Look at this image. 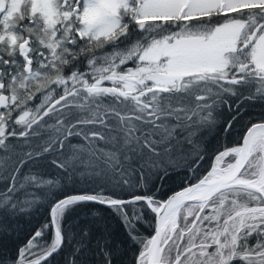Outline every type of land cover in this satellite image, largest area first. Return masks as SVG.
<instances>
[{
  "label": "snow or ice",
  "instance_id": "obj_1",
  "mask_svg": "<svg viewBox=\"0 0 264 264\" xmlns=\"http://www.w3.org/2000/svg\"><path fill=\"white\" fill-rule=\"evenodd\" d=\"M256 105L264 0H0V264H264Z\"/></svg>",
  "mask_w": 264,
  "mask_h": 264
},
{
  "label": "trees",
  "instance_id": "obj_2",
  "mask_svg": "<svg viewBox=\"0 0 264 264\" xmlns=\"http://www.w3.org/2000/svg\"><path fill=\"white\" fill-rule=\"evenodd\" d=\"M262 111H264V108H262L260 105H256L250 108L251 116L250 117L245 116L242 123L246 124L250 118L254 121H258L260 119L259 113H261ZM237 128H238V131L234 133V135L230 137L228 140L229 145L231 144L232 141L237 139V137L240 135L241 131L243 130L240 125H238ZM213 145H215V141H213ZM168 186L173 189L178 190L176 184L172 182H169ZM123 195H126V194H123ZM105 214L107 215L109 223L112 225V227L116 230H120L119 222H118V219L115 217V215L110 212H106ZM45 216H46V212L44 208H41L40 212L35 217L31 218V223H28L29 218H25V220L22 221V225L20 229L21 237L22 238L26 237L30 228L38 226L37 221L42 223ZM81 217L82 218L84 217V213H81ZM57 259H59V257H57Z\"/></svg>",
  "mask_w": 264,
  "mask_h": 264
}]
</instances>
